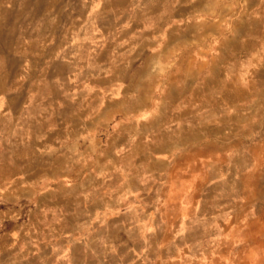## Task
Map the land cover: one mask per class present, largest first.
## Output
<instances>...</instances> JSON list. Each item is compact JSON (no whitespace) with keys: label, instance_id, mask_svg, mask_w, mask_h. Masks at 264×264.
<instances>
[{"label":"clouds","instance_id":"9594fccd","mask_svg":"<svg viewBox=\"0 0 264 264\" xmlns=\"http://www.w3.org/2000/svg\"><path fill=\"white\" fill-rule=\"evenodd\" d=\"M0 264H264V0H0Z\"/></svg>","mask_w":264,"mask_h":264}]
</instances>
